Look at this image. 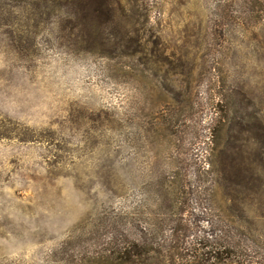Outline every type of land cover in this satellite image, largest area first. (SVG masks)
<instances>
[{
    "label": "rangeland",
    "instance_id": "rangeland-1",
    "mask_svg": "<svg viewBox=\"0 0 264 264\" xmlns=\"http://www.w3.org/2000/svg\"><path fill=\"white\" fill-rule=\"evenodd\" d=\"M260 122L264 0H0V264H103L133 218L199 233L201 171Z\"/></svg>",
    "mask_w": 264,
    "mask_h": 264
},
{
    "label": "trees",
    "instance_id": "trees-1",
    "mask_svg": "<svg viewBox=\"0 0 264 264\" xmlns=\"http://www.w3.org/2000/svg\"><path fill=\"white\" fill-rule=\"evenodd\" d=\"M76 7L74 28L83 40L97 42L98 25L106 10L87 9L85 3ZM258 127L255 150L221 148L215 161L208 162L210 168L201 171L212 174L214 207L203 206L205 225L199 233H188L185 224L173 225L171 218L159 219L153 230L133 218L127 222L130 226L125 223L121 238L107 249L103 264H264L258 224L264 221V123Z\"/></svg>",
    "mask_w": 264,
    "mask_h": 264
}]
</instances>
